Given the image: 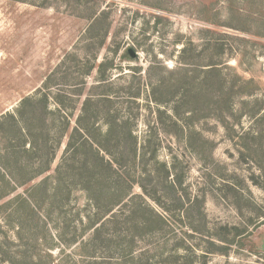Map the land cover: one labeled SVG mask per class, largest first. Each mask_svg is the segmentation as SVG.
Masks as SVG:
<instances>
[{
  "label": "rangeland",
  "instance_id": "rangeland-1",
  "mask_svg": "<svg viewBox=\"0 0 264 264\" xmlns=\"http://www.w3.org/2000/svg\"><path fill=\"white\" fill-rule=\"evenodd\" d=\"M10 115L0 264H264V0H0Z\"/></svg>",
  "mask_w": 264,
  "mask_h": 264
},
{
  "label": "trees",
  "instance_id": "trees-1",
  "mask_svg": "<svg viewBox=\"0 0 264 264\" xmlns=\"http://www.w3.org/2000/svg\"><path fill=\"white\" fill-rule=\"evenodd\" d=\"M45 100L47 101V97H45ZM30 101L31 99L29 98L25 99L22 102L20 110H22V108L25 107ZM13 117L15 118L14 115H10V116L4 117L0 121V126H1L0 136H1V139L3 140V143L9 142V141H7L6 139V135H5L6 131L4 132V130L2 129V125H4L5 121H7L8 118L13 119ZM27 130H29V128L20 129V132H19L20 138L28 137ZM29 134L32 137L30 131H29ZM15 140H16L15 138H12L10 141L13 144H11L9 147L3 146V149H1V152H0V157H1L0 158V191H1L0 199H3L9 196L15 190L17 186L18 187L24 186L49 171V164L45 163V165L40 166L34 173L31 174L29 173L31 172L30 171L31 169L29 168V162L27 160H24L23 163L22 164L20 163L19 165H17V167H13L12 162H15L16 164H18L19 162L17 161L21 160V159H18L19 157L18 154H22L24 156L29 157L35 151L34 146H32V144H31L32 148L30 149H27L23 145L16 146ZM100 163L103 166V161L100 160ZM113 165L114 164L111 161L106 162L104 169L107 171V173H110V172L111 174L113 173ZM60 172H61V169H59L58 173ZM87 190L90 191L89 188H87ZM92 200L95 202V204L97 203L94 199ZM121 202L122 200H120V202L118 201L117 204H120ZM158 219L162 223L165 222L162 216H158Z\"/></svg>",
  "mask_w": 264,
  "mask_h": 264
}]
</instances>
